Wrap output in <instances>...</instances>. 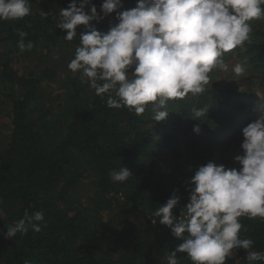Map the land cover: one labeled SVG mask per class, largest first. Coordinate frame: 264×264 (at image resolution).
I'll list each match as a JSON object with an SVG mask.
<instances>
[{
	"label": "trees",
	"instance_id": "16d2710c",
	"mask_svg": "<svg viewBox=\"0 0 264 264\" xmlns=\"http://www.w3.org/2000/svg\"><path fill=\"white\" fill-rule=\"evenodd\" d=\"M29 2V16L0 21V99L7 102L10 123L9 132L0 140V209L4 214L0 215V264H23L25 259L32 264H167L169 251L182 241L159 223L155 210L178 189L181 200L173 214H182L188 201L185 183L195 167L209 161L235 167L234 157L242 154L241 131L224 140L220 130L237 108L248 111L250 104L242 101L243 96H253L239 91L237 81L228 77L221 83L211 78L205 93L169 101V113L162 122L151 120L150 105L140 116L127 108H108L106 97L96 96L87 84H81L80 77L71 80L67 99L59 100L46 89L57 78L49 64L19 73L14 63L19 58L44 61V49L75 53L78 37L65 41L66 33L56 28L57 18H53L70 0ZM136 2L123 0V8L135 7ZM92 3L99 13L102 0ZM41 9L51 14L46 20L40 16ZM110 23H117L115 13L95 26L107 32ZM250 23L253 42L225 53V62L230 65L235 55L247 71L264 78V19ZM18 31L28 33L25 42L34 43L32 50L19 51ZM81 31L83 26L78 27V36ZM194 107H207L205 117L192 119ZM196 124L200 125L198 134L192 130ZM163 132L178 134L180 140ZM121 166L132 176L125 182L112 181L110 172ZM81 170L94 176L96 210L102 202L108 207L112 199L116 202L115 213L104 222L99 221L97 211L88 216L70 213L66 207L69 190L82 178ZM26 209L30 215L43 211L45 226L38 233L31 229L26 235L17 233L9 245L4 243L2 232L22 218ZM130 215H135L130 222L116 227ZM240 220L246 229L241 230V238H252L255 250L264 251V222ZM234 252L226 264H247L243 249ZM177 255L179 264H191L185 254Z\"/></svg>",
	"mask_w": 264,
	"mask_h": 264
},
{
	"label": "clouds",
	"instance_id": "9594fccd",
	"mask_svg": "<svg viewBox=\"0 0 264 264\" xmlns=\"http://www.w3.org/2000/svg\"><path fill=\"white\" fill-rule=\"evenodd\" d=\"M112 13L117 23H110L107 32L98 30L95 24ZM30 14L29 0H0V21ZM49 15L41 9L42 19ZM53 18L56 28L66 33L65 41L79 39L67 68L80 73L81 84L106 97L110 109L127 108L140 116L150 105L151 120L160 122L168 116L169 101L205 93L209 74L229 68L224 54L253 42L250 22L264 19V0H137L127 9L123 0H102L99 13L92 0H70ZM79 26L83 31L78 36ZM18 36L19 51L32 50L34 43L25 42L28 33L18 31ZM231 71L242 77L245 69L236 63ZM206 111L207 107H194L191 118L200 120ZM192 130L198 134L200 125ZM241 134L242 154L234 157L239 169L211 161L197 166L185 183L188 201L182 214H173L181 200L178 189L155 210L159 223L182 241L169 251L167 264H179L178 253L191 264H226L236 249L245 251L247 264H264V251L255 250V241L240 235L246 231L240 218L264 222V114ZM130 176L123 166L110 172L114 182ZM42 226L43 211L30 215L26 209L5 235L11 239L30 229L38 233ZM23 264L32 261L25 259Z\"/></svg>",
	"mask_w": 264,
	"mask_h": 264
},
{
	"label": "rangeland",
	"instance_id": "374dc122",
	"mask_svg": "<svg viewBox=\"0 0 264 264\" xmlns=\"http://www.w3.org/2000/svg\"><path fill=\"white\" fill-rule=\"evenodd\" d=\"M113 24V23H112ZM110 25V24H109ZM105 29V25H103ZM106 31V29L104 30ZM228 52L227 55L233 53ZM45 54L44 61H26L22 58L15 60L14 66L19 71V73H26L31 68L33 71L39 70L41 67L45 65V63L49 64V66L56 70L57 78L54 82H51L46 85L47 91L51 92L52 96H58L59 100H66L68 94L70 92V82L74 77H80V73H72L68 68L67 64L73 58L74 53L73 50L71 51H64L52 48L51 50H43ZM224 55V59H225ZM235 55H232L231 63L227 71L223 70H214L213 74L216 77L215 79L212 78L213 81L221 83L224 80V76L231 79V81H237V86L239 91L242 93H247L250 97L253 96L252 99H249L248 96H243L242 101L249 103L248 111L241 110L237 108L235 110V114L233 117V121H228L224 119V125L220 130L221 138L224 140H230L231 136L237 134V132L241 131L243 127L247 126L248 123L254 122L256 119L260 117L261 114H264V78H259L255 73H251L245 69V72L242 77L235 76L231 68L234 64L239 63L236 62ZM240 80V82H239ZM217 87V85H215ZM235 102V98L231 99L230 105H233ZM7 111V102L4 99H0V140L2 136L7 134L10 130V123ZM169 119V118H168ZM162 122V121H161ZM236 123V124H235ZM162 124V123H161ZM160 124V125H161ZM159 125V126H160ZM168 126V121L165 122L164 126ZM219 128V127H218ZM167 133V132H166ZM166 133H162L161 135H165ZM171 132H168L166 136H174L173 139L176 141L180 140V136L178 134L170 135ZM182 148V147H181ZM234 149H237L236 147ZM238 164L235 163V168H237ZM83 171V175L81 180L75 184L70 190L67 199L66 207L69 209L70 213H77L81 212L88 216H92L96 211L100 214L99 221L104 222L109 219L116 210L115 201L112 199L111 206L108 207L102 202L99 208L96 210V202L93 198L94 195V176L88 170H81ZM111 197V196H110ZM4 216V214H2ZM135 215H130L127 219L122 218L116 223L117 228H121L127 222H130ZM140 221H143L141 218ZM7 229L2 232L1 235L2 241L6 244H10V239L6 238ZM236 253L232 257H235Z\"/></svg>",
	"mask_w": 264,
	"mask_h": 264
}]
</instances>
